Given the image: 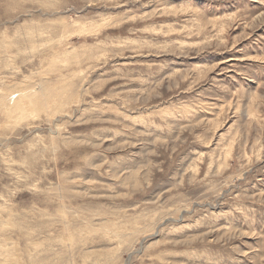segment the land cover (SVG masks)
<instances>
[{
	"label": "rangeland",
	"instance_id": "obj_1",
	"mask_svg": "<svg viewBox=\"0 0 264 264\" xmlns=\"http://www.w3.org/2000/svg\"><path fill=\"white\" fill-rule=\"evenodd\" d=\"M0 264H264V0H0Z\"/></svg>",
	"mask_w": 264,
	"mask_h": 264
},
{
	"label": "bare ground",
	"instance_id": "obj_2",
	"mask_svg": "<svg viewBox=\"0 0 264 264\" xmlns=\"http://www.w3.org/2000/svg\"><path fill=\"white\" fill-rule=\"evenodd\" d=\"M37 90L39 91V89L37 88ZM36 90V91H37ZM49 91V90H48ZM38 93V92H37ZM49 94V93H48ZM52 95V94H51ZM51 95H49L51 97ZM18 96V95H17ZM14 100V99H13ZM28 100L25 99V97L20 94V96H18L17 98H15L14 103L11 104V106L17 108V109H21L22 107H24V105H26ZM23 104V105H22Z\"/></svg>",
	"mask_w": 264,
	"mask_h": 264
}]
</instances>
